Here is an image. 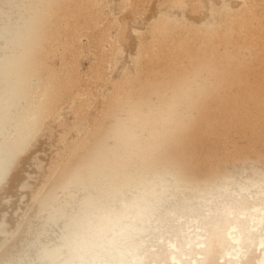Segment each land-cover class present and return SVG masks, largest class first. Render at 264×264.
Masks as SVG:
<instances>
[{"label":"bare ground","instance_id":"1","mask_svg":"<svg viewBox=\"0 0 264 264\" xmlns=\"http://www.w3.org/2000/svg\"><path fill=\"white\" fill-rule=\"evenodd\" d=\"M0 264H264V0H0Z\"/></svg>","mask_w":264,"mask_h":264}]
</instances>
